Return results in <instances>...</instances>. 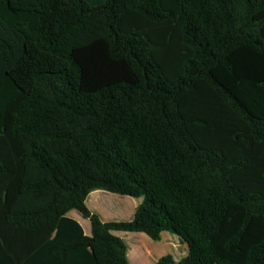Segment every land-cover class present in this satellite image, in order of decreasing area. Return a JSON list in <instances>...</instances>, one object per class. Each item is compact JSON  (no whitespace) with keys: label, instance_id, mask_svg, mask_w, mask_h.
Returning <instances> with one entry per match:
<instances>
[{"label":"trees","instance_id":"16d2710c","mask_svg":"<svg viewBox=\"0 0 264 264\" xmlns=\"http://www.w3.org/2000/svg\"><path fill=\"white\" fill-rule=\"evenodd\" d=\"M115 231L264 264V0H0V264H130Z\"/></svg>","mask_w":264,"mask_h":264},{"label":"rangeland","instance_id":"374dc122","mask_svg":"<svg viewBox=\"0 0 264 264\" xmlns=\"http://www.w3.org/2000/svg\"><path fill=\"white\" fill-rule=\"evenodd\" d=\"M101 193L96 194V197L99 201L94 202L95 205L98 208H102L104 211V214L107 213L108 218L107 220H128L133 216L136 203L135 200H138L137 198L112 193L104 189H100ZM96 208V207H95ZM76 213L79 215V220L82 222L84 227H86L90 231V222L84 218L80 212L77 210ZM118 233V232H116ZM121 234H125V242H127V246L129 249V258H130V264H152L151 258L154 256L153 254H157L159 249H163L164 243L166 241L165 238L168 236V232H164L162 234V238L155 241V244H152L151 241L154 239L150 238L146 233L144 232H119ZM168 240V239H167ZM176 246H174L175 254L178 256L177 258H180L183 253L186 250V246L183 245L180 242H175ZM147 246H151V251L149 253L143 252ZM141 252V253H140ZM174 252V251H173ZM144 254V258H137V254ZM173 257H176L174 253H170ZM151 257V258H150Z\"/></svg>","mask_w":264,"mask_h":264},{"label":"crops","instance_id":"0c3cea01","mask_svg":"<svg viewBox=\"0 0 264 264\" xmlns=\"http://www.w3.org/2000/svg\"><path fill=\"white\" fill-rule=\"evenodd\" d=\"M99 193H101V191H100V189H95V190H93V191H91L89 194H88V196H87V198H86V204H87V206L89 207V209L91 210V211H93V212H95V213H97L98 215H99V217L103 220V221H110V220H107V218H108V215H107V213L106 214H104V211L102 210V208H98L96 205H95V203L94 202H96V201H99L98 199H97V197H96V194H99ZM139 201H140V199H138V200H135V203H136V207H137V205H138V203H139ZM96 207V208H95ZM136 209V208H135ZM74 210H76V209H72V210H70L68 213H67V215L68 216H70V217H72V218H74V219H76L81 225H82V227H83V229H84V233L85 234H87V235H90L91 234V224H90V231L86 228V227H84V225L82 224V222L79 220V215H78V213H76V211H74ZM78 211V210H77ZM79 212V211H78ZM135 212V211H134ZM82 215V214H81ZM133 216H134V214H133ZM133 216H131V218L130 219H132L133 218ZM85 218V217H84ZM88 221H89V219L88 218H86ZM130 219H128V220H130ZM90 222V221H89ZM115 234H117L118 236H120L121 238H123L124 240H125V234H121V233H116V231L114 232ZM131 233V232H130ZM162 238V237H161ZM166 239V241H165V243H164V248L163 249H159L158 250V252H157V254H153L154 256L150 259L151 260V263L152 264H156L157 263V261H158V259L161 257V256H164V255H166V254H170V253H174V255L176 256L177 254H175V250L176 249H174V246H176V244H175V240H174V238L172 237V235H170V234H168V236H167V238H165ZM168 239V240H167ZM155 241L156 240H153V241H151L152 243H151V246H152V244H155ZM126 244H127V242H126ZM151 246H147L146 245V248H145V250H143V252L145 253V252H147V253H149L150 251H151ZM174 251V252H173ZM141 253V252H140ZM128 254H129V249H128V246H127V259H128V261H129V263H130V258H129V256H128ZM139 258L141 259V258H144V254L142 253V255L141 254H137V258L136 259H138L139 260Z\"/></svg>","mask_w":264,"mask_h":264}]
</instances>
